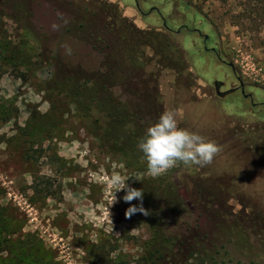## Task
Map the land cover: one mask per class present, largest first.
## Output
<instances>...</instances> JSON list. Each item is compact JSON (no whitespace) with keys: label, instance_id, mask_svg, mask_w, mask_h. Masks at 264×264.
Listing matches in <instances>:
<instances>
[{"label":"rangeland","instance_id":"1","mask_svg":"<svg viewBox=\"0 0 264 264\" xmlns=\"http://www.w3.org/2000/svg\"><path fill=\"white\" fill-rule=\"evenodd\" d=\"M104 5L120 14L113 24L136 41L148 74L115 87L117 99L139 115L142 136L165 108L179 110L180 127L221 147L211 164L152 177L136 151L127 167L101 149L71 98L43 90L53 77L48 62L104 70L102 54L78 30ZM0 17L8 35L31 40L46 63L26 71L0 62V264H135L152 232L141 213L126 215L139 200L129 204L117 191L115 202L114 173L135 188L165 178L183 195L197 186L217 196L212 212L226 225L202 218L206 246L215 244L226 264H264V0H0ZM205 35L234 68L205 49ZM238 77L257 105L241 91L217 95L216 81L225 91L240 86ZM195 195L190 205L199 212ZM197 215L164 216L165 229L185 236L184 223L196 226Z\"/></svg>","mask_w":264,"mask_h":264},{"label":"trees","instance_id":"2","mask_svg":"<svg viewBox=\"0 0 264 264\" xmlns=\"http://www.w3.org/2000/svg\"><path fill=\"white\" fill-rule=\"evenodd\" d=\"M118 16L120 14L117 11L115 13L104 5L95 15V19L91 18L78 27L80 38L102 54L103 71L88 73L71 66L66 69L60 61L57 64L47 61L53 77L44 82L43 90L71 98L79 115L98 139L101 149L122 157L129 167L128 161L133 156L131 154L141 152L136 146L138 138L143 137V130L137 124L139 115L131 111L127 103L117 99L114 89L118 86L126 89L130 83L134 81L137 83L142 75L148 77V74L137 54L135 40L128 37L126 31L125 34L128 36L124 37V32L115 27L116 23L113 24L121 18ZM4 24L0 17L2 65L14 70L21 67L26 71L45 68V60L40 59L43 53L37 51L31 40L24 37L20 40L14 39L8 35ZM122 78L128 82H124ZM130 123H133L136 129L130 128ZM155 182L156 180H147L137 186L144 191L143 207L148 210L149 215L141 213V216L149 225L152 235L144 242L143 254L135 264H226L224 260H218L216 257L219 251L214 250L215 244L206 246L205 240L209 235L200 225L202 218L214 220L218 227L226 225L220 216L212 212L217 196L215 198L204 196L201 188L195 186L191 196L196 194L199 202L198 212L190 205L192 197L183 195L174 183L165 181V178L159 179L158 183ZM188 213L198 214L197 224L193 226L189 221L185 222L183 226L188 231L185 236L172 235L166 231L164 216L169 217L171 214L178 220ZM2 222L0 217L1 248L4 230ZM15 264L21 262L17 261Z\"/></svg>","mask_w":264,"mask_h":264},{"label":"clouds","instance_id":"3","mask_svg":"<svg viewBox=\"0 0 264 264\" xmlns=\"http://www.w3.org/2000/svg\"><path fill=\"white\" fill-rule=\"evenodd\" d=\"M52 27L55 30L58 25L53 24ZM179 117V110L165 108L158 120L150 124L144 136L139 139L137 147L143 153L147 172L152 177H158L180 164L206 167L221 152V147L215 140L180 127ZM127 180L118 173L113 174L111 183L116 186L115 202L116 192L125 191L123 197L125 202L131 204L134 200L140 201L139 206L131 204L126 215L128 217L135 213L149 215L148 210L143 207V189L131 187L126 183Z\"/></svg>","mask_w":264,"mask_h":264},{"label":"flooded vegetation","instance_id":"4","mask_svg":"<svg viewBox=\"0 0 264 264\" xmlns=\"http://www.w3.org/2000/svg\"><path fill=\"white\" fill-rule=\"evenodd\" d=\"M137 5H138V8L141 10V7H140L139 2H137ZM153 10L159 11V8H157V7H153V8H152V11H153ZM165 26H166V25H165ZM166 27H167V26H166ZM167 28L170 29L169 27H167ZM185 28L187 29L188 27L186 26ZM192 31H195V32L200 33V30H199L198 28H194ZM177 32H181V29L178 30ZM208 41H209V36H208V35H205V40H204V43H205V49H206L207 51H212V52H214V53H217L215 47H208V46H207ZM217 54H218L219 59H220L224 64H228L229 66H231V67L234 68L233 63L225 61L224 59L221 58V56H220L219 53H217ZM239 78H240V77H238V80H239V82H240V86H237V87H234V88H230V89H227V90H225V91H222V88H224L225 85H226L225 82H223V81H216V82H215V87H216L217 95H219L220 97H227L228 95L233 94V93H235L236 91H241V94H242L245 98L252 100V105H254V106L257 105V103H255V102L253 101V95L250 94V93H247V92H246L245 84L242 86V85H241V80H240ZM243 90H245V93H243ZM219 92H221V94H219Z\"/></svg>","mask_w":264,"mask_h":264},{"label":"water","instance_id":"5","mask_svg":"<svg viewBox=\"0 0 264 264\" xmlns=\"http://www.w3.org/2000/svg\"><path fill=\"white\" fill-rule=\"evenodd\" d=\"M241 80V85L243 86L244 85V82L241 78H239ZM243 93H245V90H243ZM219 94H221V92H219Z\"/></svg>","mask_w":264,"mask_h":264}]
</instances>
